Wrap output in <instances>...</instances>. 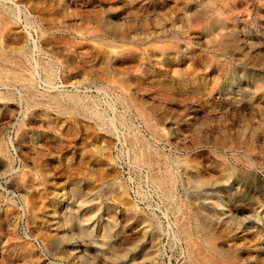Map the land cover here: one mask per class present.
Returning <instances> with one entry per match:
<instances>
[{
	"label": "rangeland",
	"instance_id": "obj_1",
	"mask_svg": "<svg viewBox=\"0 0 264 264\" xmlns=\"http://www.w3.org/2000/svg\"><path fill=\"white\" fill-rule=\"evenodd\" d=\"M0 6V264H264V0Z\"/></svg>",
	"mask_w": 264,
	"mask_h": 264
},
{
	"label": "bare ground",
	"instance_id": "obj_2",
	"mask_svg": "<svg viewBox=\"0 0 264 264\" xmlns=\"http://www.w3.org/2000/svg\"><path fill=\"white\" fill-rule=\"evenodd\" d=\"M1 7V6H0ZM3 8V7H2ZM1 11V10H0ZM2 18V17H1ZM2 30V29H1ZM225 34L224 35H216V36H214L212 39H211V41H213V39L214 40H218V41H222V40H224L225 39ZM2 40V39H1ZM2 43V42H1ZM3 53V52H2ZM6 55H8L9 56V54H6ZM15 55V54H14ZM1 56H3V55H1ZM4 59H2L1 61H3ZM18 61V60H17ZM21 61V60H20ZM19 62V61H18ZM12 67V66H11ZM17 67V66H16ZM4 68V67H3ZM229 70H230V68H229ZM9 71V70H8ZM12 71V70H11ZM21 74V73H20ZM20 76V75H19ZM56 99V98H55ZM76 99V98H75ZM77 99H78V97H77ZM57 100V99H56ZM58 101V100H57ZM59 102V101H58ZM83 103V102H82ZM80 106V105H79ZM137 153V152H136ZM143 153V152H142ZM143 157H144V154H143ZM152 159H153V157L151 158V156H149V155H146V160L147 161H149L150 163L152 162ZM154 160V159H153ZM155 165V164H154ZM167 165V164H166ZM167 169V168H166ZM160 176V175H159ZM158 184L160 185V183H161V185H163V184H166V185H168V184H170L171 182H172V180H171V176H170V174H169V172H168V169L165 171V173L162 175V177H160L159 179H158ZM165 185V186H166ZM169 188V187H168ZM167 188V189H168ZM208 236V235H207ZM195 252V251H194ZM199 253H201V252H199ZM195 254H197L196 252H195ZM211 255V254H210ZM209 255V256H210ZM207 255H203V257H197L196 258V262H192V263H196V264H222V262H223V260H225V263H223V264H234V262H235V258L234 257H231V258H225V257H217L216 258V256H215V258L214 259H212V257H206ZM213 256V255H212ZM219 256V255H218ZM233 256V255H232ZM214 257V256H213ZM238 259V258H237ZM192 260V259H191Z\"/></svg>",
	"mask_w": 264,
	"mask_h": 264
}]
</instances>
